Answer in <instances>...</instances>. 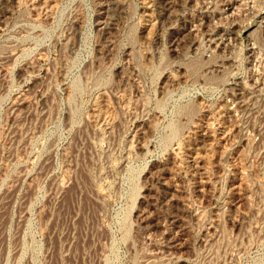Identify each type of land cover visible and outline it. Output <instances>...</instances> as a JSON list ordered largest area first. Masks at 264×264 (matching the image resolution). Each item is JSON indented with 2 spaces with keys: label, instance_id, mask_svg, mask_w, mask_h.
Instances as JSON below:
<instances>
[{
  "label": "rangeland",
  "instance_id": "obj_1",
  "mask_svg": "<svg viewBox=\"0 0 264 264\" xmlns=\"http://www.w3.org/2000/svg\"><path fill=\"white\" fill-rule=\"evenodd\" d=\"M0 264H264V0H0Z\"/></svg>",
  "mask_w": 264,
  "mask_h": 264
},
{
  "label": "bare ground",
  "instance_id": "obj_2",
  "mask_svg": "<svg viewBox=\"0 0 264 264\" xmlns=\"http://www.w3.org/2000/svg\"><path fill=\"white\" fill-rule=\"evenodd\" d=\"M242 32V31H241ZM216 38V37H215ZM219 38V37H218ZM240 98V97H239ZM243 101V100H242ZM151 228V227H150ZM148 230H149V228H148ZM170 253V252H169ZM174 255V254H173Z\"/></svg>",
  "mask_w": 264,
  "mask_h": 264
}]
</instances>
